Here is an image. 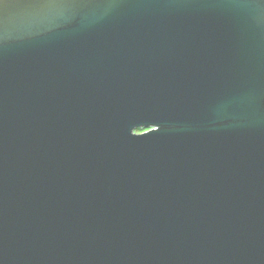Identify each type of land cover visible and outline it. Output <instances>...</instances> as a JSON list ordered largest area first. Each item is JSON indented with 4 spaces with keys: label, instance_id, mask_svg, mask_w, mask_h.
Masks as SVG:
<instances>
[{
    "label": "water",
    "instance_id": "water-1",
    "mask_svg": "<svg viewBox=\"0 0 264 264\" xmlns=\"http://www.w3.org/2000/svg\"><path fill=\"white\" fill-rule=\"evenodd\" d=\"M0 264H264V0H0Z\"/></svg>",
    "mask_w": 264,
    "mask_h": 264
}]
</instances>
